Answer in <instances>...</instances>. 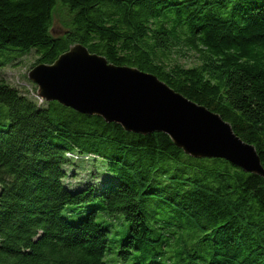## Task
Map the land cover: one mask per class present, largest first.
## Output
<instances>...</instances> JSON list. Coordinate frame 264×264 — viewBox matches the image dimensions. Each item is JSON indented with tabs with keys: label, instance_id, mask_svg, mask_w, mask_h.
Listing matches in <instances>:
<instances>
[{
	"label": "trees",
	"instance_id": "obj_1",
	"mask_svg": "<svg viewBox=\"0 0 264 264\" xmlns=\"http://www.w3.org/2000/svg\"><path fill=\"white\" fill-rule=\"evenodd\" d=\"M57 8L69 20L53 37ZM75 45L218 114L264 168V0H0V71L32 51L35 66L52 65ZM181 51L197 64H178ZM91 160L103 162L104 179L90 172L69 186L68 169ZM83 206L84 219H64ZM116 220L126 230L110 248ZM130 259L264 264V180L190 158L164 134L38 104L0 74V264Z\"/></svg>",
	"mask_w": 264,
	"mask_h": 264
},
{
	"label": "water",
	"instance_id": "obj_2",
	"mask_svg": "<svg viewBox=\"0 0 264 264\" xmlns=\"http://www.w3.org/2000/svg\"><path fill=\"white\" fill-rule=\"evenodd\" d=\"M27 77L40 101L98 117L127 133L164 134L190 158L221 159L264 180L255 148L243 142L230 124L152 74L115 66L75 45L52 65L34 66Z\"/></svg>",
	"mask_w": 264,
	"mask_h": 264
},
{
	"label": "rangeland",
	"instance_id": "obj_3",
	"mask_svg": "<svg viewBox=\"0 0 264 264\" xmlns=\"http://www.w3.org/2000/svg\"><path fill=\"white\" fill-rule=\"evenodd\" d=\"M69 20L67 11L62 8H57L53 16V26L51 29V34L53 37H60L66 30L65 24ZM61 33V34H60ZM178 58H175L176 62L183 66L184 68H190L197 64V58L192 52L181 51L180 54H177ZM16 59V56L14 57ZM37 55L34 51L29 54L13 60L11 65H8L0 71L2 78L6 83L16 89L20 94L26 96L27 98L34 100L38 104H41V101L37 98V88L28 80L29 71L35 66L37 61ZM75 165L68 169V172L72 176L66 180L67 184L71 186L72 184H77L82 181L89 180V173H96L102 179L105 177V170L102 169L104 165L102 161L96 160L89 162H77ZM93 165V167H92ZM65 181V182H66ZM85 208L83 207H68L63 213L64 219L72 224L78 223L80 220L85 218ZM97 222H101L100 219ZM110 229L108 235L110 241V248H115L120 246V241L122 239V233L126 230L124 221L122 223L119 220H116L113 223V226ZM132 259L129 260L127 264H131ZM112 264H123L117 263L114 261Z\"/></svg>",
	"mask_w": 264,
	"mask_h": 264
}]
</instances>
